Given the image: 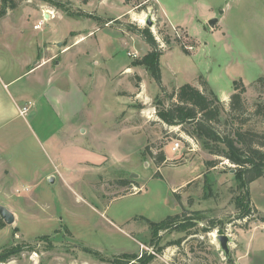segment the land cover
Instances as JSON below:
<instances>
[{
	"label": "rangeland",
	"instance_id": "374dc122",
	"mask_svg": "<svg viewBox=\"0 0 264 264\" xmlns=\"http://www.w3.org/2000/svg\"><path fill=\"white\" fill-rule=\"evenodd\" d=\"M62 1L68 10L44 0H19L10 17H23L26 8V20L32 22L39 13L44 20L39 28L47 38L57 35L53 41L63 42L54 46L56 51L65 49L77 33L86 39L74 50L97 51L91 60L77 57L76 69L88 100L75 120L83 119L87 132L80 130L77 138H71L70 123L55 124L50 116L43 120L47 126L40 123L45 130L56 126L64 150L71 142L78 145V165L73 167L78 181L72 180L71 188L62 176L56 181L45 178L44 168L54 170L55 165L44 137L40 140L34 134L33 149L27 146L29 137L26 146L24 138L12 142L6 138L9 150L4 154L0 148V156L12 153L6 166L23 174L0 168V205L15 215L12 224L0 216V254H10L0 264H116L129 255L135 258L131 264L141 258L149 259L148 264H264V177L247 187L253 211L240 218L236 199L245 189L238 166L211 154L194 126L169 125L155 108L164 92L187 82L204 90L206 81V91L213 89L225 103L221 114L225 121L234 81L243 80L251 108L243 128L264 132V113L255 112L258 103L264 104V82H257L264 77V0ZM164 12L171 22L186 26L172 25ZM149 15L154 21L151 30L165 53L162 83L153 80L145 67H137L142 79L138 90V73L126 69L150 49L137 29L148 27ZM210 17L218 18L214 26ZM166 36L171 37L170 44ZM31 113L22 114L28 136L38 128ZM42 114L52 112L46 107ZM237 125L235 120L222 128L233 132ZM176 140L182 143L173 152ZM162 151L168 161L157 167L149 153ZM27 152L34 157L28 158ZM61 170L62 165L56 167L57 174ZM120 179L129 184L121 185ZM177 213L197 222L189 229L191 234L178 229L154 234L146 221L159 222ZM212 218L218 227L208 228ZM218 234L232 239L231 261L220 248ZM179 238L184 239L172 243Z\"/></svg>",
	"mask_w": 264,
	"mask_h": 264
},
{
	"label": "crops",
	"instance_id": "0c3cea01",
	"mask_svg": "<svg viewBox=\"0 0 264 264\" xmlns=\"http://www.w3.org/2000/svg\"><path fill=\"white\" fill-rule=\"evenodd\" d=\"M13 10H9L5 16L0 18V148L5 154L9 150V141H15V138H24L22 144L26 146L25 137H29L27 146H31L33 149L34 134L37 133L40 140L41 137H44L48 151L51 153L49 158L55 165L54 170L44 168L43 175L46 179L50 178L53 181L61 180L62 176L65 184L73 188L74 183L78 181L74 176L75 171H73V167L78 165L76 157L78 145L71 142L64 150L61 147L60 139H58L59 132L55 129L56 126L52 128L48 125L51 129L45 130L41 124L47 126L43 124V120L46 116H50L55 124L61 123L63 126L64 122L70 123L72 134L69 135L71 138L72 136L77 138L80 130L83 134L87 132L84 120L81 119L77 122L75 120L78 117L77 114L82 110V104L88 100L81 87L78 69H76L77 57L86 55L91 60L97 51L88 48L74 50L86 39L83 33H77L65 46V49L56 51L54 46H61L63 42L53 41L57 35L47 38L43 29L35 28L38 22L44 21L40 19L39 13L31 22L26 20V8L24 16L19 19L10 17ZM43 16L45 20L48 18L46 14ZM165 16H167L166 13ZM166 18L172 25L186 26L184 23L171 22L168 16ZM89 26L94 28L92 23ZM39 29L40 32L37 31ZM137 67L144 66L134 64L127 66L126 73L130 71L138 73ZM138 75L141 76L139 73ZM29 103L30 107L27 113L30 114L32 111L30 120L38 126L37 129L31 131L30 136H28L29 133H26V115L20 113L21 109ZM46 107L52 112L51 115L42 114V110H45ZM6 138L10 140L7 141ZM11 154H8L10 155L7 157L8 160L4 155L0 156V168H8L13 173L17 172L18 175H22V171H15L6 166L7 162L12 161ZM31 157H34L33 153H28V158ZM59 165H62V170L59 171L60 174H57L56 167ZM27 175L33 176L28 173ZM74 179L75 182L72 183Z\"/></svg>",
	"mask_w": 264,
	"mask_h": 264
},
{
	"label": "trees",
	"instance_id": "16d2710c",
	"mask_svg": "<svg viewBox=\"0 0 264 264\" xmlns=\"http://www.w3.org/2000/svg\"><path fill=\"white\" fill-rule=\"evenodd\" d=\"M50 2V6L68 10L62 0H44ZM19 5V0H1L0 18L5 16L9 10H13ZM143 36L145 42L149 45L150 50L134 65H143L159 85L162 83L161 56L164 51L160 48V43L153 34L151 28H137ZM165 42L171 43V37L166 36ZM183 50L188 53V49L182 46ZM140 76L136 81V88H141ZM257 82H264V77H260ZM204 90L198 87L195 83H184L171 93L164 92V99L156 100V114L161 121L172 126L192 125L198 137L204 139L211 154L227 158L230 162L238 166L237 176L241 180V189H245V194L236 199V206L240 209V218L249 217L252 214L253 208L249 201L250 183L259 178L264 177V132H260L254 128H243L247 123L248 118L245 116L250 111L246 98V86L243 80H235L233 92L230 95L229 108L226 111V120L223 121L221 114L225 110V103L220 99L213 89L208 92V82H202ZM137 90V91H138ZM163 91V90H162ZM139 92V91H138ZM167 102V103H166ZM256 113H264V104L258 103L255 109ZM235 120L238 122L233 132H226L222 128L223 124L231 123ZM154 159L157 167H161L167 163V156L164 151L159 154L149 153ZM216 161H208V164L214 165ZM158 174L160 172L158 171ZM121 185H128L127 179H120ZM199 213V212H196ZM264 220V217L261 218ZM151 231L157 234L161 230L178 229L187 231L191 234L190 228L197 225V222L192 218L184 217L177 213L167 216L165 219L155 222L146 219ZM211 227H218L215 219L209 220ZM207 231V228H204ZM184 238H179L172 243H180ZM85 251L96 254L91 248L84 247ZM9 253L0 254V262H5L9 259ZM128 257V256H127ZM135 259L133 255L125 260L117 259L116 264H131ZM137 264H148L149 259L145 262L141 258Z\"/></svg>",
	"mask_w": 264,
	"mask_h": 264
},
{
	"label": "water",
	"instance_id": "95a60500",
	"mask_svg": "<svg viewBox=\"0 0 264 264\" xmlns=\"http://www.w3.org/2000/svg\"><path fill=\"white\" fill-rule=\"evenodd\" d=\"M48 17V14H46ZM218 22V18L214 17L209 20L211 26H214ZM146 24L149 28L153 27L154 21L152 16L149 15L146 19ZM0 216L4 219V221L8 224H12L15 221V215L12 211H10L6 206L0 205ZM217 239L220 243V248L224 252L226 258L231 261V250H230V241L232 240L227 234H218Z\"/></svg>",
	"mask_w": 264,
	"mask_h": 264
},
{
	"label": "built area",
	"instance_id": "2783aa9c",
	"mask_svg": "<svg viewBox=\"0 0 264 264\" xmlns=\"http://www.w3.org/2000/svg\"><path fill=\"white\" fill-rule=\"evenodd\" d=\"M41 24H42V22H40V23L36 26V28H39V27L41 26ZM135 57H136V55H135ZM29 107H30V103H29L27 106H25V107H23V108L21 109V114H27V112L29 111ZM181 143H182L181 140H176V141L174 142L173 146L171 147L172 151H173V152L178 151V149L181 147Z\"/></svg>",
	"mask_w": 264,
	"mask_h": 264
}]
</instances>
